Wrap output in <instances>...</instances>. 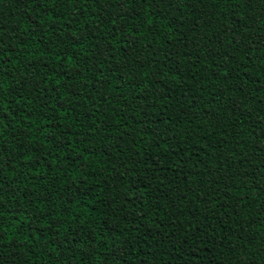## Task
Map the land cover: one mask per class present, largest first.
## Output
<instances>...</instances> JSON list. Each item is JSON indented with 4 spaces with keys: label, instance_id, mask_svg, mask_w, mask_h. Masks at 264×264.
<instances>
[{
    "label": "trees",
    "instance_id": "16d2710c",
    "mask_svg": "<svg viewBox=\"0 0 264 264\" xmlns=\"http://www.w3.org/2000/svg\"><path fill=\"white\" fill-rule=\"evenodd\" d=\"M0 264H264V0H0Z\"/></svg>",
    "mask_w": 264,
    "mask_h": 264
}]
</instances>
